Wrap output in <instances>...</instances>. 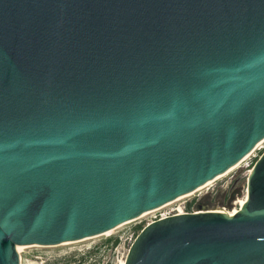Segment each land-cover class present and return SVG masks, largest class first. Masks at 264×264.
Returning a JSON list of instances; mask_svg holds the SVG:
<instances>
[{
  "label": "water",
  "instance_id": "obj_1",
  "mask_svg": "<svg viewBox=\"0 0 264 264\" xmlns=\"http://www.w3.org/2000/svg\"><path fill=\"white\" fill-rule=\"evenodd\" d=\"M264 139V0H0V264L112 230ZM123 264H264V151L233 213L146 224Z\"/></svg>",
  "mask_w": 264,
  "mask_h": 264
},
{
  "label": "rangeland",
  "instance_id": "obj_2",
  "mask_svg": "<svg viewBox=\"0 0 264 264\" xmlns=\"http://www.w3.org/2000/svg\"><path fill=\"white\" fill-rule=\"evenodd\" d=\"M263 151L264 139L250 151L247 158L191 193L178 197L175 199L176 203L195 208L200 205L203 209L224 212L236 211L246 196L249 171ZM210 202L221 204L208 205ZM173 204L163 205L162 209L168 210ZM149 218L150 215H143L105 234L83 240L57 245L22 246L18 252L19 264H122L128 251L127 244H122L128 237L124 230L128 227H135L137 230L136 226L145 225ZM114 240L120 242L117 248L110 243L106 247L103 246L106 242L112 243Z\"/></svg>",
  "mask_w": 264,
  "mask_h": 264
},
{
  "label": "built area",
  "instance_id": "obj_3",
  "mask_svg": "<svg viewBox=\"0 0 264 264\" xmlns=\"http://www.w3.org/2000/svg\"><path fill=\"white\" fill-rule=\"evenodd\" d=\"M248 156V155H247ZM246 156V158H247ZM245 159V158H244ZM177 200H173V201H170L168 202V204L170 203H174L173 206L168 209V210H163L162 208L164 207L163 205L160 206V207H157L155 209H152L148 212H146L145 215H150V218L148 219V221L145 223L148 224L154 220H157V219H160V218H164L166 216H169V215H172V214H181V213H188V212H195L196 211V208L195 206H185V205H182V204H178L176 203ZM143 215H141L140 217H142ZM138 217V218H140ZM132 221V220H131ZM127 222L121 224L120 226L118 227H121L123 225H125ZM143 225L142 228L145 226ZM117 228V227H116ZM141 228V229H142ZM140 229V230H141ZM140 230H135V227L132 228V227H128L124 230V234H126L128 237H127V240L123 241L122 244H127L126 246H128L127 250L129 249L131 243L134 241L135 237L137 236V234L139 233ZM108 243L115 245L114 248H117V246L120 244L119 241L117 240H114L112 243L111 241H108L106 242L103 246L106 247L108 245Z\"/></svg>",
  "mask_w": 264,
  "mask_h": 264
},
{
  "label": "bare ground",
  "instance_id": "obj_4",
  "mask_svg": "<svg viewBox=\"0 0 264 264\" xmlns=\"http://www.w3.org/2000/svg\"><path fill=\"white\" fill-rule=\"evenodd\" d=\"M247 155H248V154H247ZM247 155H246V156H247ZM246 156H245L244 158H246ZM244 158H243V159H244ZM243 159H242V160H243ZM242 160H241V161H242ZM241 161H239V162H241ZM239 162H238V163H239ZM238 163L234 164V165H233L232 167H230L229 169L233 168V167H234L235 165H237ZM229 169H228V170H229ZM226 171H227V170H226ZM226 171H225V172H226ZM225 172H223L222 174H224ZM222 174H220V175H222ZM218 176H219V175H218ZM205 184H206V183H205ZM205 184H204V185H205ZM202 186H203V185H202ZM200 187H201V186H200ZM198 188H199V187H198ZM189 193H191V192H189ZM189 193H187V194H189ZM187 194H186V195H187ZM243 202H244V200L242 201V203H243ZM166 204H168V203H166ZM166 204H164V205H166ZM216 211H219V210H216ZM233 212H235V211H233ZM233 212H230V213H233ZM145 214H146V213H143L142 215H145ZM140 216H141V215H140ZM140 216H138V217H140ZM136 218H137V217H136ZM128 222H129V221H128ZM128 222H127V223H128ZM109 231H110V230H109ZM105 233H107V232H105ZM105 233H102V234H105ZM87 238H89V237H87ZM84 239H85V238H84ZM81 240H83V239H81ZM76 241H78V240H76ZM71 242H73V241H71ZM65 243H67V242H65ZM21 247H22V246H17V252H20V248H21ZM122 264H123V263H122Z\"/></svg>",
  "mask_w": 264,
  "mask_h": 264
},
{
  "label": "trees",
  "instance_id": "obj_5",
  "mask_svg": "<svg viewBox=\"0 0 264 264\" xmlns=\"http://www.w3.org/2000/svg\"><path fill=\"white\" fill-rule=\"evenodd\" d=\"M213 201V200H212ZM216 201V200H215ZM215 203H218V204H221V202H210L208 203V205H214ZM195 204V203H194ZM197 204V203H196ZM137 230H140L142 228V225L141 224H138L136 226ZM79 264V263H78Z\"/></svg>",
  "mask_w": 264,
  "mask_h": 264
}]
</instances>
